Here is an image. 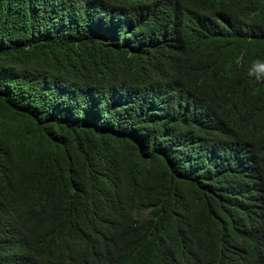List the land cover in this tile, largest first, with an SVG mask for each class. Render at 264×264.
Returning <instances> with one entry per match:
<instances>
[{
    "label": "trees",
    "instance_id": "16d2710c",
    "mask_svg": "<svg viewBox=\"0 0 264 264\" xmlns=\"http://www.w3.org/2000/svg\"><path fill=\"white\" fill-rule=\"evenodd\" d=\"M228 1L223 57L264 51ZM205 4L0 0V264H264V122L180 29Z\"/></svg>",
    "mask_w": 264,
    "mask_h": 264
},
{
    "label": "clouds",
    "instance_id": "9594fccd",
    "mask_svg": "<svg viewBox=\"0 0 264 264\" xmlns=\"http://www.w3.org/2000/svg\"><path fill=\"white\" fill-rule=\"evenodd\" d=\"M205 5H193L191 12L181 22L180 29L196 32L193 51L197 58L212 59L219 56L216 66L208 68L223 85L225 95L236 103L246 102L254 114L264 122V51L242 55L228 60L223 57L218 33L231 38L249 39L256 24L249 13L239 11L228 0H205ZM211 32L214 38L196 48L202 40L198 32ZM239 72V73H238ZM238 73L237 77H231ZM215 78L208 77L205 83H213Z\"/></svg>",
    "mask_w": 264,
    "mask_h": 264
}]
</instances>
